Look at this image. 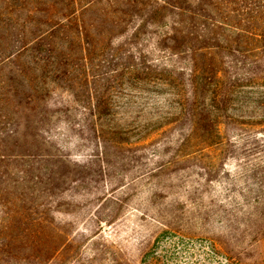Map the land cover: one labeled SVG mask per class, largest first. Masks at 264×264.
<instances>
[{
	"label": "rangeland",
	"instance_id": "rangeland-1",
	"mask_svg": "<svg viewBox=\"0 0 264 264\" xmlns=\"http://www.w3.org/2000/svg\"><path fill=\"white\" fill-rule=\"evenodd\" d=\"M226 1L0 0V53L44 35L50 55L0 67V264H264V214L245 206L264 196V105L235 106L200 153L171 125L207 83L193 50L264 101V0ZM13 67L37 94L13 92Z\"/></svg>",
	"mask_w": 264,
	"mask_h": 264
},
{
	"label": "trees",
	"instance_id": "trees-1",
	"mask_svg": "<svg viewBox=\"0 0 264 264\" xmlns=\"http://www.w3.org/2000/svg\"><path fill=\"white\" fill-rule=\"evenodd\" d=\"M221 1V0H218ZM226 0H223L222 3H224ZM228 2V1H226ZM85 7H82L83 9ZM71 14L75 15V10L71 12ZM217 38V36H216ZM5 41L7 43L6 46L13 47L11 41L6 38ZM0 41V45H1ZM48 45L52 46V48L58 49L59 43L56 41L55 38L50 39L48 41ZM46 43V39L44 38V35H38L34 39L24 43V45L20 46L18 49H9L4 50V53H0V67L4 65H11V63L20 62L21 56L23 54L22 50L26 49L27 51L30 50L31 56L28 59L23 60L24 64H32L30 66V70L34 74L41 72L42 70V63L45 61V57H48L46 51L44 50V46ZM5 48H8L6 47ZM206 48L210 46H205ZM218 45H213V48H217ZM1 48H4V45H1ZM52 49V50H53ZM25 50V51H26ZM24 51V52H25ZM6 52V53H5ZM215 52H212L210 54H206V52L193 50L191 55L193 56V79L196 75H200V73H203L204 79L207 82L206 84H202L196 81L191 82V91H189V95L186 97H183L182 100L179 102V104L176 107V111L174 112L175 117L172 121L171 125H183L182 121L186 122L184 123V133H182L181 139H179V145H184L186 142L191 140V138L196 139V141L203 142L206 144L204 147H199V149H194L195 153H200L202 149L210 148L213 146L220 145L222 143V140L220 138L221 136V127L224 121L231 118L233 115L232 111L236 110L237 106L238 108H242L243 106L251 105V103H258V105H264V101L257 100H250L247 101L245 99H241L234 88V83L230 79L229 75H225L222 69H217V65L215 63ZM64 54V53H63ZM197 54V55H196ZM25 55V54H23ZM65 55V54H64ZM82 55V61H84L86 65L87 57L85 54ZM196 56L199 57L196 59ZM1 69V68H0ZM9 73H11V78L13 80L17 81V87L13 89L14 93L18 92H24V91H31L32 93L35 92L37 94L40 89L39 85L37 83L29 81L26 77L27 71L25 69L21 68H15L13 67ZM252 74V73H251ZM246 76H251L249 73L245 75L244 78H248ZM37 92V93H36ZM34 96V94H33ZM6 99V98H5ZM8 104V100H5L3 102V105ZM95 110H97L98 113H100L104 107L100 105L99 102H94L92 104ZM106 109L109 108V104L105 105ZM24 112H27V109H24ZM100 115V114H98ZM242 125H244V122H241ZM248 124V123H247ZM259 122L255 123L254 125H258ZM249 125V124H248ZM246 128L247 125H244ZM249 127L253 128V125H249ZM16 132V131H15ZM10 137L13 139H18V134L14 133V131L10 132ZM20 138V134H19ZM255 140H245L243 142V146H247L248 144H254ZM264 146V142H262ZM199 150V151H198ZM198 151V152H197ZM252 167L256 170V174L261 170L260 168L264 167L260 162H256L252 164ZM264 171V168H262ZM264 177V172L261 174ZM247 207V210L253 211V212H260L264 214V196L263 197H256L253 199L252 202L245 205ZM31 223L41 225L43 224L42 217L37 215L32 217ZM10 225H6L5 227H9ZM8 229V228H7ZM5 229V231L7 230ZM176 235L181 237L182 239L185 238H191L188 235H184L180 232H175ZM220 251V254L222 257H224L227 264L231 263H238V259L231 256L227 252ZM57 255L56 250L48 256L47 260L52 259ZM240 264V263H239Z\"/></svg>",
	"mask_w": 264,
	"mask_h": 264
}]
</instances>
